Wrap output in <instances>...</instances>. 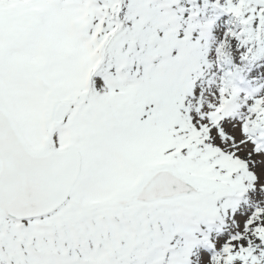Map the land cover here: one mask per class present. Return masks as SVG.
<instances>
[{
  "label": "snow or ice",
  "instance_id": "1",
  "mask_svg": "<svg viewBox=\"0 0 264 264\" xmlns=\"http://www.w3.org/2000/svg\"><path fill=\"white\" fill-rule=\"evenodd\" d=\"M0 264H264V0H0Z\"/></svg>",
  "mask_w": 264,
  "mask_h": 264
}]
</instances>
